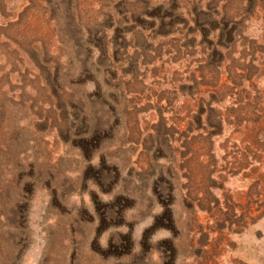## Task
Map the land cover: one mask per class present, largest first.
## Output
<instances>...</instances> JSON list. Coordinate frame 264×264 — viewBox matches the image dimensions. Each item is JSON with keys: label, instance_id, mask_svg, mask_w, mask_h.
Segmentation results:
<instances>
[{"label": "rangeland", "instance_id": "374dc122", "mask_svg": "<svg viewBox=\"0 0 264 264\" xmlns=\"http://www.w3.org/2000/svg\"><path fill=\"white\" fill-rule=\"evenodd\" d=\"M24 1L29 28L2 31L20 55L1 87L0 264H264V0H153L196 13L161 26L145 3L79 0L82 35Z\"/></svg>", "mask_w": 264, "mask_h": 264}, {"label": "trees", "instance_id": "16d2710c", "mask_svg": "<svg viewBox=\"0 0 264 264\" xmlns=\"http://www.w3.org/2000/svg\"><path fill=\"white\" fill-rule=\"evenodd\" d=\"M53 1H54V3H52V6H48V8L51 10L53 9L57 14L59 13L61 15V13H62V16L65 17V19L68 21V23L71 27H76V28L80 27V29H79L80 31L78 34L82 35L83 34L82 31H83L85 26L80 19L82 10L80 9V5H78L79 2L77 3V1H79V0H53ZM228 1H230V0H228ZM24 2H25V5L27 4V2L31 5L35 1L34 0H32V1L26 0ZM130 3H133L132 5H134V6L136 5V7H138V8H140L141 5H138L137 3H140V4L145 3L144 15H147L149 13L150 8L153 9L154 13H153V17H152V22L155 24H158V26H161L163 24L162 21H163V19H165L164 17L169 18V22L170 21L172 22V20H173V22H174L173 24L177 25L179 23L184 22L185 17H193L194 15L196 16L195 11H193V12L188 11V13H187L185 11V9L181 6H179L180 4L176 3V2L174 3V7L177 9L175 11V13H172V12L169 13L167 11L161 12V10L163 8V4L155 6L153 4V0H143L142 2H141V0H131ZM177 4H179V5H177ZM200 5H202V4L200 3ZM200 5L198 7V9H199L198 12L201 14H204V13L206 14L207 10H204V8ZM10 6H11V0H0V18L4 21L3 23H0V101L1 102H4V100L7 97L6 89L4 88L2 90L1 87H4L8 80L10 82V74H6L4 72V70L7 68L6 65L8 63V61L5 57L8 54L12 55L15 52L13 50V48L16 44L15 41L10 40V38L5 33H3L2 31H4L5 29L14 30L16 32L15 34H17L15 36L19 37V35H20L19 31L24 30L26 28H29L28 19L26 21H24L23 16H18L16 19L14 12L17 11L19 8L15 7V6H13V7H10ZM225 6H226V4H225ZM46 7H47V5H46ZM226 7H228V6H226ZM238 7H239V5L237 4L235 7L236 11L238 10ZM222 12H224V8H222ZM227 13H229V11ZM188 14H189V16H188ZM216 14H218V13H216ZM62 16H61V18H62ZM237 16H238V12H236V13L231 12L228 14V16L225 14L222 18L226 17L228 20H231V22H234V20H236ZM180 20H181V22H179ZM16 53H17V58H18L20 55L18 53V50H17V52H15V54ZM18 62H20V59L18 60ZM35 62L38 65L37 61H35ZM81 63H82L81 65L84 66L86 64V60L82 61ZM106 69H110V68H106ZM191 97H192V95H191ZM214 98H212L211 102L208 101V103H206V104L203 102V104L205 105V107L203 109L207 110V112L205 111L206 115L203 119V122H204L203 125L205 126V129H207L209 127V129L212 131L211 135H220V133L222 131L221 119L216 118L215 124H213V125L211 123L209 124V120H214V119H212L214 117L213 105L218 103V101H215ZM3 107L4 106L0 105V115L3 111ZM209 116H210V118H209ZM0 124H1V122H0ZM0 129H1V125H0ZM206 141H208V140H206ZM0 153H1V149H0Z\"/></svg>", "mask_w": 264, "mask_h": 264}]
</instances>
